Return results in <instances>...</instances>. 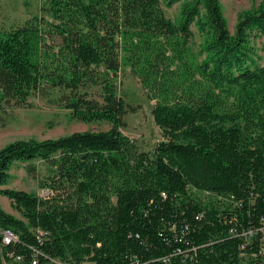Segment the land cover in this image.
Masks as SVG:
<instances>
[{"label":"trees","instance_id":"trees-1","mask_svg":"<svg viewBox=\"0 0 264 264\" xmlns=\"http://www.w3.org/2000/svg\"><path fill=\"white\" fill-rule=\"evenodd\" d=\"M178 2L173 20L162 0H48L49 17L0 27V111L58 90L73 118L111 125L0 148V196L21 216L0 204L17 234L0 261L264 264V65L250 42L264 6L231 32L219 0H165ZM124 68L154 101L150 151L121 131L139 108L113 85ZM17 161L45 195L6 186Z\"/></svg>","mask_w":264,"mask_h":264},{"label":"rangeland","instance_id":"rangeland-1","mask_svg":"<svg viewBox=\"0 0 264 264\" xmlns=\"http://www.w3.org/2000/svg\"><path fill=\"white\" fill-rule=\"evenodd\" d=\"M94 2L96 0H84ZM222 11L227 22L228 29L233 32L237 16L241 11L253 7L264 6V0H219ZM48 0H0V27L9 28L24 23L34 15L49 17L44 11ZM162 6L167 17L177 20L180 3L167 7L165 0ZM192 46L197 49L202 36L192 25ZM251 44L257 53L258 64L264 65V36H252ZM118 94L133 104H138L137 111L126 116V126L121 131L134 140L141 149L150 151L156 142L161 139V131L153 120L151 113L154 101L149 99L139 79L132 76L128 68L119 71L112 79ZM61 92L52 90L47 95L34 94L29 97L28 104L21 107L8 108L6 112L0 111V148L6 144L19 139H45L57 138L68 135L75 131L107 130L110 123L106 121L84 122L73 118L70 111L59 100ZM37 167L40 177L47 176L53 170L42 160L31 161ZM28 162H14L10 169V178L7 187L21 189L45 195L46 190L38 187L34 175L26 172L25 166ZM5 196H0V204L3 209L12 212L16 217L20 214L9 204ZM7 264H22L17 261H9Z\"/></svg>","mask_w":264,"mask_h":264},{"label":"built area","instance_id":"built-area-1","mask_svg":"<svg viewBox=\"0 0 264 264\" xmlns=\"http://www.w3.org/2000/svg\"><path fill=\"white\" fill-rule=\"evenodd\" d=\"M47 193V190H46ZM17 240V234L12 228H0V245H9ZM10 257L14 255L13 252L8 253ZM15 261H20L21 257L16 255L13 257ZM0 264H7L5 258H1Z\"/></svg>","mask_w":264,"mask_h":264},{"label":"crops","instance_id":"crops-1","mask_svg":"<svg viewBox=\"0 0 264 264\" xmlns=\"http://www.w3.org/2000/svg\"><path fill=\"white\" fill-rule=\"evenodd\" d=\"M9 201V204L11 205V202H10V200H7V202ZM6 211L7 212H9V213H12V212H10V211H8L7 209H6Z\"/></svg>","mask_w":264,"mask_h":264}]
</instances>
